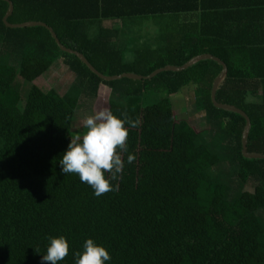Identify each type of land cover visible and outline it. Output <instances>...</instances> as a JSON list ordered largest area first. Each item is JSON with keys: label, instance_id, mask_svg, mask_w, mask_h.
<instances>
[{"label": "trees", "instance_id": "obj_1", "mask_svg": "<svg viewBox=\"0 0 264 264\" xmlns=\"http://www.w3.org/2000/svg\"><path fill=\"white\" fill-rule=\"evenodd\" d=\"M10 1V24L45 23L63 46L105 76H148L203 54L219 59L227 75L216 101L247 115L248 151L264 155V52L251 49L249 41L217 34L201 18L192 31L123 48L120 37L90 36L87 24L94 17L79 14L93 9L118 20L174 14L175 0H151L149 13L136 8L142 0H115L117 10L110 14L106 0ZM163 3L169 7L154 8ZM8 9L0 1V264H42L49 238L61 236L70 251L59 264H75L74 253L88 239L108 250L105 264H264V160L242 154L245 120L211 103L219 64L204 60L151 80L103 81L63 52L48 29L7 27ZM57 62L74 80L64 94L34 84ZM189 85L193 106L204 116L199 133L178 118L172 103ZM152 93L163 95L146 105ZM82 98L93 101L95 112L107 108L120 119L126 113L141 122L135 129L125 125V167L122 178L112 181L119 190L99 198L78 175H64L59 163ZM128 154H135L133 164Z\"/></svg>", "mask_w": 264, "mask_h": 264}, {"label": "crops", "instance_id": "obj_2", "mask_svg": "<svg viewBox=\"0 0 264 264\" xmlns=\"http://www.w3.org/2000/svg\"><path fill=\"white\" fill-rule=\"evenodd\" d=\"M141 2L136 7L137 9H144L146 13L153 9L151 0H142ZM175 3L177 10L174 14L136 15L124 20L100 17L97 10L93 9L79 14L81 16L90 14L94 17L92 23L87 24V33L90 36L102 34L120 37L122 41L119 43L123 48H127L134 42L156 44L159 37L184 34L196 29L200 19L203 18L207 21V26L213 28L215 33L236 34L243 41L252 43L254 48L251 49L264 52V0H175ZM168 4L163 3L154 8L166 9L169 7ZM182 8L189 9L181 11ZM104 9L108 14L116 12L115 0H106ZM67 13L69 16L72 14ZM128 55L126 60L130 62L133 56L132 54ZM192 92L193 89L189 91L188 95Z\"/></svg>", "mask_w": 264, "mask_h": 264}, {"label": "clouds", "instance_id": "obj_3", "mask_svg": "<svg viewBox=\"0 0 264 264\" xmlns=\"http://www.w3.org/2000/svg\"><path fill=\"white\" fill-rule=\"evenodd\" d=\"M120 119L109 109H101L84 118V131L71 137L67 151L59 161L64 175H78L82 183L90 186L96 197L118 191L119 183L113 186L112 181H119L125 167L123 154L128 152L129 125L135 129L140 120H132L127 114ZM135 154L127 155V163L133 164ZM106 173L108 176H106ZM49 246L42 257V264H59L70 251L67 239L49 238ZM75 264H105L111 260L108 250L88 239L83 251H76Z\"/></svg>", "mask_w": 264, "mask_h": 264}, {"label": "water", "instance_id": "obj_4", "mask_svg": "<svg viewBox=\"0 0 264 264\" xmlns=\"http://www.w3.org/2000/svg\"><path fill=\"white\" fill-rule=\"evenodd\" d=\"M0 1H5V2H7L9 4V9H8L4 19H3V21H4V23H5V25L7 27L12 28V29L44 27V28L48 29L50 31L52 37L56 41L57 45L59 46V48L63 52L77 56L82 61V63H84L90 69V71H92L95 75H97L103 81L112 82V81H118V80H122V79H130V80H134V81L151 80V79L155 78L157 75H159V74H161L163 72H175V73H178V72L185 71V70L189 69V67L193 66L194 64H196V63H198L200 61L210 60V61L216 62L217 64H219L221 66V71H220V73L217 75V77L214 79V81L212 83L211 92H210L211 103H212L214 108L219 109V110H223V111H227V112H230V113L237 114V115L241 116L245 120V126L246 127H245V130H244L243 136H242V154H243L244 158H246V159L264 160V155L263 154L250 153L248 151V140H249V135H250V131H251V128H252V124H251V120H249L247 115L242 110H240V109H238L236 107H233V106H230V105H226V104H221V103H218L216 101L217 89H218V87L220 86L221 82L224 80V78L227 75V67L219 59H217V58H215V57H213L211 55L203 54V55H199V56L193 57L192 59H190L183 66H180V67L167 66V67H164V68H161V69H158V70L154 71L152 74H150L148 76L137 75V74H134V73H124V74L115 75V76H105L102 73H100L86 59V57L83 54L63 46L61 44L60 40L58 39V36L54 32V30L51 27H49L48 25H46L45 23H41V22H26V23H22V24H10L8 22V20H9L10 16L14 12V4L10 0H0Z\"/></svg>", "mask_w": 264, "mask_h": 264}, {"label": "rangeland", "instance_id": "obj_5", "mask_svg": "<svg viewBox=\"0 0 264 264\" xmlns=\"http://www.w3.org/2000/svg\"><path fill=\"white\" fill-rule=\"evenodd\" d=\"M128 57L129 55H126V58ZM59 64L60 63L57 62L54 65L53 70H50V74L41 77L34 84L48 90L54 88L60 94H64L65 92H67L69 87L73 84L74 80L68 77V74H66L64 68H56ZM192 89V85L185 87L178 95L172 97V103L174 108L178 112V118L181 120L189 121V124L193 128V130L199 133L205 129L204 116L202 113L196 111L195 107L193 106L192 95H188L189 91H192ZM162 95L163 94L159 93L148 94L145 97L144 103L146 105L155 104L160 100ZM92 105L93 101L89 98H82L80 100V107L76 113L74 127L72 130L73 137L77 134H81L84 131L82 126L84 118L89 115L95 114V110H93Z\"/></svg>", "mask_w": 264, "mask_h": 264}]
</instances>
